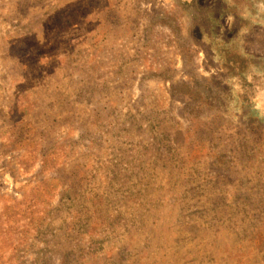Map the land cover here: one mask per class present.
Returning a JSON list of instances; mask_svg holds the SVG:
<instances>
[{
	"label": "rangeland",
	"instance_id": "rangeland-1",
	"mask_svg": "<svg viewBox=\"0 0 264 264\" xmlns=\"http://www.w3.org/2000/svg\"><path fill=\"white\" fill-rule=\"evenodd\" d=\"M0 264H264V0H0Z\"/></svg>",
	"mask_w": 264,
	"mask_h": 264
}]
</instances>
